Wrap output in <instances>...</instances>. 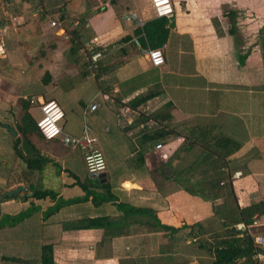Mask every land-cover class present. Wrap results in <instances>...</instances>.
<instances>
[{"label": "crops", "instance_id": "crops-1", "mask_svg": "<svg viewBox=\"0 0 264 264\" xmlns=\"http://www.w3.org/2000/svg\"><path fill=\"white\" fill-rule=\"evenodd\" d=\"M40 1L46 13L50 10L49 6L54 7L56 13L50 18L51 21L58 20L60 26L55 27L45 41L28 33L30 25L23 27L25 32L15 31L6 37L0 34V78L7 77L5 69L11 67V71L15 72L21 66L23 74L17 72L15 75L26 77L30 66L24 61H30L33 53L31 49L38 44H47L51 50L47 54L48 60L51 54L59 50V45L65 46L68 34L61 24L64 14L65 18L70 19L72 29L82 33L78 40L81 47L79 50L91 45L94 51L102 52L95 68L89 65L87 69L70 68V62L74 64L81 60L82 54L75 52L69 57L65 54V62L61 66L43 64L47 82L59 85L65 91L78 87L85 89L88 78L96 79L93 95L83 106V113L90 116V123L85 120L83 126L74 124L67 133L81 135L88 130L97 136L99 142L102 137L108 139L117 157L125 158L124 162L128 156L137 157L133 161L130 158L127 160L131 164L129 171L115 180L111 179V175L117 170L114 166L110 169L112 165L107 160L105 181H109V192H103L109 200L100 203L98 199L94 201L100 189L72 168L69 163L72 152L68 150L61 167L64 177L62 186L60 190H55L58 193L57 199L50 196L41 198L44 202L38 214L39 223L43 227L40 246L53 243L56 264L212 262L215 257L210 244L215 242L212 238L217 240L225 230L226 220L208 208L212 200L187 190H196L200 185L191 175L190 169V158L196 154L183 149L179 152L180 157L173 159V165H164V161L172 157L186 140L185 127L196 124L216 125L217 131L227 133L241 143L230 156V164L224 166L228 170L234 166L232 183L237 203L244 207L264 199V52L259 38L243 36L239 34L240 26L237 27L241 23L239 14L242 9H254L257 0H172L174 14L169 18L173 19L174 26L164 42L166 61L161 66H153L134 41L138 37L144 48L150 47L143 44L136 30L145 22L158 17L151 0ZM227 11L237 12L234 16L235 33L230 31L229 15H224ZM130 13H135L137 18H129ZM92 26L95 28L91 34L88 29ZM14 44L16 48H13ZM10 54L13 59L8 66L3 60L8 59ZM73 78L76 79L74 83L71 82ZM0 91L6 92L7 96L13 97L15 94L18 100L15 107L21 109L30 100V112L37 121L40 118L36 117V112L41 108L38 105L41 101L55 99L61 105L58 97L51 96L47 90L40 91L37 97L31 96L34 101L27 94L21 99L19 94L9 92L2 86ZM92 103H98L99 107L90 110ZM4 109L0 106V126L8 127L18 113L12 106L8 107V111ZM158 125H177L182 134L172 136L167 141L144 143V135L152 133ZM63 130L66 132L65 127ZM125 143L132 145L130 150V147H125ZM158 143H162L163 147L157 148ZM125 148L130 152H124ZM120 149L124 153L118 154ZM41 151L50 158L52 153H56L48 145L41 148ZM104 154L107 159L108 154ZM3 155L0 151V157ZM6 156L11 158L10 164L7 160L0 161V167H5L8 176L13 170L10 165L13 168L20 167V160L16 150H11ZM164 166L172 169L165 179ZM237 171L241 172L239 176H235ZM3 181L7 182V189L27 187L26 191L6 201L7 205L11 204L17 210L23 205L36 203L38 198L33 197V188L37 186L32 181L21 176L15 179L3 178ZM82 183L92 190L90 198L66 203L86 194ZM208 188L209 196L211 193ZM217 199L224 202L221 194L214 202ZM57 200L67 201H63L56 212L46 215L45 212ZM1 201L0 211L5 205ZM119 204L151 211L131 212L127 210L128 207H120ZM31 216L21 222L29 221ZM97 216H107L117 223L88 228L66 227L64 224L69 220ZM19 223L0 226V248L7 239L4 241L3 232H7L12 236L9 243L12 242L10 247L13 249L11 255H0V264L22 262L5 257L27 258L28 264H40L41 248L34 257H25L15 250L18 247L14 245L20 242L27 244L29 238L25 230L19 231ZM247 229L255 237L264 236V219L248 225ZM203 236H208L209 240L195 243V247L194 241ZM256 260L257 264H264V254Z\"/></svg>", "mask_w": 264, "mask_h": 264}, {"label": "rangeland", "instance_id": "rangeland-1", "mask_svg": "<svg viewBox=\"0 0 264 264\" xmlns=\"http://www.w3.org/2000/svg\"><path fill=\"white\" fill-rule=\"evenodd\" d=\"M256 3L257 5L256 7H254V9L246 10V8H244L239 14L241 23L238 24L237 27L238 26L241 27V28L239 27V34H243V36L251 35L254 38L256 37L260 38L261 36L264 35V0H257ZM43 8H44L43 2L40 0H36L34 3H30L29 1H25V0H10L8 9L17 18L15 19L13 18L9 22L10 28L8 30V33L5 34V37L6 35H12L13 32L15 31L25 32L24 31L25 29H23V27H25L26 25H30L31 29L30 31L28 30L29 34L34 35L35 38L40 39V41L47 40L48 34L55 30V27H50L51 25L50 16L52 17L56 12H54L55 10L53 6H49L50 10H48L47 15L43 19H41V15L44 12ZM104 19L106 21L109 20L107 18H104ZM106 21L105 23H107ZM108 22H110V20ZM61 24L63 25L64 28L67 29L66 34H68V38H66L67 39V42H66L67 44L65 45L66 47L64 45L62 47V44L59 45V50L55 51L54 54H51L52 56L48 60L47 54L50 53L51 50L48 49L49 47L47 46V44L36 45V47L33 48L34 51L33 49H31L33 53H31L30 61L29 60L24 61V63L27 66H30L29 72L27 71L28 75L26 77H23L22 75H20V74H23L22 66L15 72H12L11 67H9V69H5L7 77L0 78V86L7 88L9 92H15L16 94H19L21 99H23L24 94H27V97L28 98L30 97L32 100L33 98L31 96L37 97L39 92L43 90H47V92H49L48 94H50L51 96L58 97L63 109L67 113L66 116L60 121V124L66 129L65 130L66 132L64 133H67L68 132L67 130H69L70 127H72L74 124L75 125L79 124L83 126L85 125L84 124L85 120L86 122L90 123V116L85 115L83 113L84 112L83 106L89 101V99L93 95L92 90L96 88L95 86L96 79L88 78L86 80L87 86L85 89H81V87H78V89L75 88V89L66 90V91L63 90L59 85L50 84L47 82L46 80L47 76L45 75L46 69L44 65L49 66L50 64V65H55V66H61L62 63L65 62V57H66L65 54L69 57L73 53L71 52V47L73 46V44H72V41L69 39L70 35H72L71 32L73 30L72 26L70 25V19L64 18ZM94 28L95 27L92 26L90 29H88V31L90 33L91 32L93 33ZM63 39H65L64 35H63ZM18 46L19 48H21L20 44H18ZM84 47L85 48H83L82 50L77 51V54L78 53L82 54L81 60H79L78 62L74 64L70 62V65H69L70 68L71 67L76 68V69L77 68L78 69L88 68L87 66L89 65V61H90L89 50L91 49L92 46L89 45L87 47L86 46ZM13 48H16L15 44ZM10 53H12V51ZM12 59H13V55L10 54V57L8 59L3 60V62L4 64L7 63L6 65L9 66L11 65L9 61H12ZM30 62L31 64L28 65V63ZM2 67L4 68L5 66L2 65ZM17 72L20 73L18 76L15 75ZM57 72L58 71H56V73ZM55 80H58V79L55 78ZM75 80L76 79L73 78L71 79V82L74 83L73 81ZM14 95L13 97L9 95L7 96L6 92L3 93L2 91H0V99H2V101H0V106L3 109L5 108L6 111H8L9 106L16 108L15 111H17L18 114H16V116L13 115L14 116L13 121L9 122L11 123L10 126H14V128L16 129V122L21 114V108L15 107L18 105L17 103L18 100L16 99L17 98L16 95L15 96ZM10 99H14V101L11 102ZM19 105L21 106V103H19ZM38 105L41 106V102ZM42 115H43V112L41 108H39L36 112V117L41 118ZM5 124H8V123H5ZM17 136H18V133L17 135H15L12 131H10L8 127H4L3 125L0 126V151L3 152V154H5L0 157L1 162H5L7 160L8 165L10 164L11 158L6 155L9 154L11 150H15L13 145H14L15 137ZM29 138L37 146V148L39 149L41 153H43L41 151V148H46V145H48L51 149H54L56 153L54 154L52 153L51 163L49 162L43 170L27 168L26 167L27 163L21 157L19 158L20 167L18 166L17 168L15 167L13 168L10 165V169H13V170L12 172L10 171L8 176H7L5 167L3 168L0 167V196L12 190V189H7L6 188L7 182L3 181V178H7V177L9 179L11 178L15 179V178H18V176H21L30 182L32 181L34 185L37 186L38 188H49V189H54L57 191L60 190L62 186V181L64 179L63 175L61 174V167L64 165V162H65L64 159L68 153V150L72 152L69 155L70 157L69 163L72 166V168L75 169L77 173L81 174V176H85L89 182H93L94 184H96L97 187L100 189L99 194H104L103 190L105 189H104V186L102 185V181L100 180V178L98 176L91 177V173H89V171L87 170L86 163H85V151L84 150H82L79 147H72L70 145L65 144L61 138L49 140V139L42 137L41 135H38L36 132L31 134ZM99 146L101 149L104 150V152H106V154H108L107 160L110 163V165H112L110 166V169L114 166L113 168L117 170V172L116 171H114V173L112 172V175H111L112 180H115L116 178L120 177L121 175L124 174V172L127 173L129 171L128 167L131 166L129 161H127L129 158L132 161L134 159H137V157L132 158L128 156L126 158L127 160L124 162L123 161V159H125L124 157L118 158L117 152L115 151L114 148L110 146V143L108 142V139L106 138L102 137V139L99 142ZM125 147H130L129 148L130 150L132 145L125 143ZM126 151L127 149L125 148L124 152ZM124 152L123 150H121V152H118V154L119 153L122 154ZM127 152H130V151H127ZM46 153L49 154L48 152ZM116 166H118V168ZM163 169H164V179H165V176L167 177L168 174L172 172V169L166 166H164ZM12 198L13 197H10V198L4 197L0 200H2L1 203L2 202L5 203L6 201L11 200ZM63 201H67V200H63ZM222 201L223 200L217 199V201L213 203L215 206H217L218 209H220V206L221 207L224 206L222 204L223 203ZM43 202H44L43 200L37 199L36 203H29L27 205H23L20 207V209H17V210L15 209L14 206H11V204L7 205V203H5L3 210L0 211V222L4 220L7 214H10L11 216H15L19 214L22 210H27V212L29 211L30 214H32L31 219L29 221H25V222L23 221L19 223L20 224L19 231L23 232V230H25V232L29 233V236H28L29 238H27L28 243L22 244L20 242L14 245L18 247L17 249H15L16 251H18L17 253L20 252L19 254L22 253L23 256L25 257H30V256L34 257V255H36V253L41 248L40 244H42L41 241H42V235H43V227L39 223L40 218L38 214L40 213L39 210H41ZM213 203L210 205L208 204V208H210L211 212L214 210ZM6 235H8V233L3 232L4 241L6 237L7 239L0 248V255L1 254L11 255L13 253V249H11L10 247L12 246V242L9 243V240L11 239L10 237L12 236L10 235L6 236ZM207 237L203 236V237L198 238L197 241H194V246L195 247L197 246L195 243L198 244L199 242L208 241L209 239ZM50 238L48 237V239ZM212 240H216V239L212 238ZM25 260H27V258L22 259L21 260L22 262L18 264H28L27 262L29 261L28 260L25 261Z\"/></svg>", "mask_w": 264, "mask_h": 264}, {"label": "trees", "instance_id": "trees-1", "mask_svg": "<svg viewBox=\"0 0 264 264\" xmlns=\"http://www.w3.org/2000/svg\"><path fill=\"white\" fill-rule=\"evenodd\" d=\"M25 1L34 3L36 0ZM225 14L229 15V22L231 23L230 31L235 33L236 22L234 16L237 12L227 11L224 15ZM46 15L47 13L43 12L41 19H43ZM61 18L64 19L65 15L62 14ZM173 26V19L167 16H158L145 22L141 28L139 27L136 30V33L140 35L144 45H150V47H160L168 38L170 30ZM71 34L72 35H70L69 38L73 44L71 51L77 53L80 47V44L77 43L82 33L80 30L73 29ZM127 39H129V37H127ZM259 43L264 52V35L259 38ZM93 51L94 48L89 50V56H91ZM30 107L31 102L28 100L21 109V114L16 122L18 136L15 137L13 146L19 158L21 157L27 163V168L43 170L51 158L48 155L41 153L37 146L29 138L34 132L44 137L39 129L38 121L30 112ZM216 129L217 126L212 124H196L185 127L186 132L184 135L186 140L172 157L164 161V165H173V159L177 157L179 158V152L183 149L188 152H194L196 155L190 158V169H192L191 175L196 178L200 185L196 190L191 188H188L187 190L191 193L199 195L200 197L212 200L213 202L219 194H221L224 199V206H220V209H218L213 203V211L216 214H220L222 217H225L226 221L224 223L225 230L219 235V238L215 240V242L210 244V250L214 253L215 258L208 264H257L256 259L259 258L255 257L256 251L259 250L262 254H264V248H262L263 246L256 245L255 236L248 231L247 226L260 219H264V199L254 201L244 207H241L237 203L232 183L234 166L230 167L229 170L224 166L230 164V156L240 147L241 143L233 136L222 131H217ZM179 134H182V130H180L177 125H158L152 133L144 135V143L158 140L167 141L170 137ZM102 179L100 180L102 181ZM82 185L86 189V194L76 199H70L66 203L87 200L90 198L92 190L89 189L86 184L82 183ZM102 185L104 186V191L107 192L108 190L109 192V181L102 182ZM207 186L209 187L208 189L211 193L209 196L207 195ZM220 187L221 190H219ZM33 190V197L35 198L41 199L46 196H50L57 199L58 193L55 190L38 187H34ZM93 194L95 195L94 190ZM17 195L18 193H15L13 195H8L5 198L15 197ZM97 199L101 203L104 200H109V197L105 194H96L94 196V201H97ZM62 204L63 201L58 202L57 200L53 206L48 208L46 215L56 212ZM119 206L128 207L127 210H130L131 212L151 211L150 209L137 206H127L125 204H119ZM29 214L30 212H27V210H22L15 216L7 214L4 220L0 222V226L17 224L24 220ZM116 223L117 222L111 221L107 216H97L93 218L69 220L64 222L66 227L71 226L75 228L99 227L104 225L108 226L115 225ZM238 223H242L244 225V229L238 227ZM201 245L204 244L201 243ZM5 258L22 260V258L17 257ZM40 264H56L53 243H44L42 245Z\"/></svg>", "mask_w": 264, "mask_h": 264}, {"label": "built area", "instance_id": "built-area-1", "mask_svg": "<svg viewBox=\"0 0 264 264\" xmlns=\"http://www.w3.org/2000/svg\"><path fill=\"white\" fill-rule=\"evenodd\" d=\"M157 16L170 17L174 14V5L172 0H151ZM10 0H0V34H6L10 28L11 19L17 18L9 11ZM129 18H137L135 13H130ZM60 26L58 20L51 21V27ZM136 44L145 53L147 59L153 66H161L165 63V51L166 44L160 47H147L144 48L138 37L134 38ZM102 56V52L97 50L92 52L90 56V68H95L99 58ZM31 101H34L32 99ZM99 107L98 103H92L90 110H96ZM41 110L43 112L42 117L38 120V126L46 139L61 138L63 142L72 147H79L85 151V163L87 170L91 174H101L107 171L108 164L106 156L103 150L99 146V139L97 136L91 134L88 130H85L81 135H72L64 133L63 127L60 121L65 117V112L62 106L55 99H48L41 101ZM157 148H162L163 144L158 143ZM240 171L235 173V176H239ZM238 227L244 229V225L240 224ZM243 235V234H242ZM255 243L257 246L264 245V236L258 235L255 237ZM262 252L257 250L255 257L261 258Z\"/></svg>", "mask_w": 264, "mask_h": 264}, {"label": "water", "instance_id": "water-1", "mask_svg": "<svg viewBox=\"0 0 264 264\" xmlns=\"http://www.w3.org/2000/svg\"><path fill=\"white\" fill-rule=\"evenodd\" d=\"M8 128L10 129V131H12L15 135H17V130L14 128V127H12V126H8ZM93 176H98L100 179H102V181H105L106 180V176H107V172H103V173H101V174H92ZM27 190V187H25V186H19V187H17V188H15V189H12V190H10V191H8L6 194H4V195H1L0 196V199H2V198H4V197H6V196H8V195H13V194H15V193H19V192H22V191H26Z\"/></svg>", "mask_w": 264, "mask_h": 264}]
</instances>
